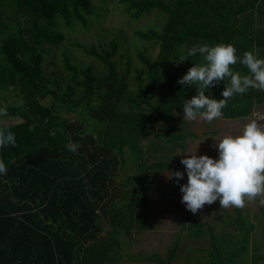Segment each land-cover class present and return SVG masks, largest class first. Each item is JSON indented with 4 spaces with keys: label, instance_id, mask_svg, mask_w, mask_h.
<instances>
[{
    "label": "trees",
    "instance_id": "obj_1",
    "mask_svg": "<svg viewBox=\"0 0 264 264\" xmlns=\"http://www.w3.org/2000/svg\"><path fill=\"white\" fill-rule=\"evenodd\" d=\"M120 2L135 19L156 9L170 17L161 33L135 31L141 40L158 41L159 50L154 61L137 54L147 68L133 90L112 60L117 49L114 41L100 52L73 44L99 60L107 82L98 81L89 66L77 70L66 55L67 78L47 76L42 70L44 45L55 46L62 39L54 30L57 22L65 27L75 22L86 26L93 12L91 0H0V92L13 90L15 95L11 105L0 106L8 113L0 120L15 122L0 128L13 132L16 139L15 147L0 148V159L7 166V173L0 174V264L110 263L108 248L120 243L114 234L128 230L134 205H144L152 191L137 185L128 193L126 185L134 181L128 176L114 201L123 146L134 152L138 169L139 140L146 128L155 121L175 122L176 113L183 114L184 100L196 95L195 85H181L178 79L202 57L197 54L177 62L180 56L198 44L231 43L240 58L246 51L264 58V25L257 24L264 17V0ZM248 11L243 27L238 16ZM234 71L249 74L239 62ZM224 84L221 81L205 95L223 99ZM46 99L49 104H44ZM263 99L264 91L256 89L234 95L222 119L245 117ZM62 108L92 120H68L60 116ZM187 135L174 136V145ZM69 140L80 145L76 152L67 149ZM163 165L149 167L170 168ZM146 172L144 168L138 173L135 182ZM230 226L237 231L238 223ZM172 251L159 262L171 264Z\"/></svg>",
    "mask_w": 264,
    "mask_h": 264
},
{
    "label": "rangeland",
    "instance_id": "obj_2",
    "mask_svg": "<svg viewBox=\"0 0 264 264\" xmlns=\"http://www.w3.org/2000/svg\"><path fill=\"white\" fill-rule=\"evenodd\" d=\"M120 1L91 0L93 12L87 17V25L84 27L78 22L65 27L58 21L54 30L60 33L62 39L55 46L44 45L46 51L41 64L44 74L67 78L63 64V55H66L77 70L89 66L98 81L107 82L99 60L73 44L93 47L100 52L109 49V44L114 41L117 49L112 60L118 72L127 75V86L133 90L137 79L145 76L147 68L137 58V54H143L144 58L154 61L159 50L158 41L141 40L136 37L135 31L153 30L161 33L168 26L170 17L156 9L135 19L123 11ZM162 1L168 5L175 4V0ZM248 14L249 11L238 16L243 27ZM257 24L264 25V17ZM76 79L80 80V75H76ZM14 101L13 90L0 92V106L11 105ZM44 104H49V100L46 99ZM59 113L68 120L83 117L63 108ZM257 114L264 116V99L254 106L249 115L237 119L217 118L209 123L198 117L194 121H183V114L177 112L173 123L152 122L139 140L142 153L138 169L134 152L127 145L123 146L122 168L114 179V201L122 194L124 189L120 184L128 176L134 180L126 185L128 193H132L137 185L141 189L151 187L152 191L146 195L144 205H134L135 216L128 230L114 234L120 243L117 248H108L109 257L113 261L108 263L105 260V264H161L159 260L163 261L170 248L174 249L171 264H264V205L259 198L247 201L245 207L239 208L236 213L235 206L220 208L217 200L193 214L181 203L179 187L187 183V174L180 163L187 153L195 152L198 147L197 155L218 158V150L213 146L217 141L214 139L242 131L246 123L257 118ZM83 119L87 123L92 120L89 115ZM13 121L2 119L0 125H8ZM185 133L188 135L174 145V136ZM153 163L165 164L170 168L149 167ZM144 168L147 171L144 177L135 182L138 173L141 174ZM174 171L184 174L179 183L175 177L169 179ZM235 223H238L237 231L230 228ZM241 229L243 231H239ZM107 230L106 226L101 234L103 237ZM108 243L112 246L111 242Z\"/></svg>",
    "mask_w": 264,
    "mask_h": 264
},
{
    "label": "clouds",
    "instance_id": "obj_3",
    "mask_svg": "<svg viewBox=\"0 0 264 264\" xmlns=\"http://www.w3.org/2000/svg\"><path fill=\"white\" fill-rule=\"evenodd\" d=\"M197 54L202 57V62L193 63L186 74L178 79L181 85L196 86V95L183 102V121H194L199 117L211 123L214 119H222L223 109L234 95L244 94L249 89L264 91V58L257 57L253 51L244 52L243 58H240L231 43L214 46L198 44L189 48L177 62ZM238 62L247 67L249 74L234 71ZM221 81L226 82L223 99L205 95L206 90ZM7 115V109L0 108V116ZM260 121H264V116L257 114V118L246 123L242 131L214 139L217 141L213 146L218 150V158L197 155V147L195 152L187 153L181 159L187 183L179 187L181 203L187 210L196 214L203 206L217 200L220 208L230 205L244 208L247 201L256 198L264 205V123ZM8 145L16 146L15 134L0 128V148ZM66 147L76 152L80 145L69 140ZM6 173L7 166L0 159V174ZM183 175L180 171H174L169 179L175 177L179 183Z\"/></svg>",
    "mask_w": 264,
    "mask_h": 264
}]
</instances>
